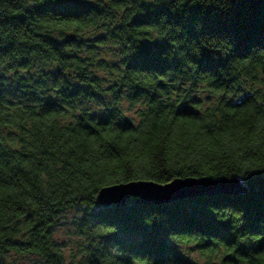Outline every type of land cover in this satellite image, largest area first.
Instances as JSON below:
<instances>
[{
  "label": "trees",
  "instance_id": "1",
  "mask_svg": "<svg viewBox=\"0 0 264 264\" xmlns=\"http://www.w3.org/2000/svg\"><path fill=\"white\" fill-rule=\"evenodd\" d=\"M191 177L249 192L97 204ZM25 256L264 264V0H0V264Z\"/></svg>",
  "mask_w": 264,
  "mask_h": 264
},
{
  "label": "water",
  "instance_id": "2",
  "mask_svg": "<svg viewBox=\"0 0 264 264\" xmlns=\"http://www.w3.org/2000/svg\"><path fill=\"white\" fill-rule=\"evenodd\" d=\"M248 192V186L239 178L191 177L167 184L140 180L104 187L97 196V204L121 208L136 199L137 203L156 206L203 196L245 195Z\"/></svg>",
  "mask_w": 264,
  "mask_h": 264
},
{
  "label": "rangeland",
  "instance_id": "3",
  "mask_svg": "<svg viewBox=\"0 0 264 264\" xmlns=\"http://www.w3.org/2000/svg\"><path fill=\"white\" fill-rule=\"evenodd\" d=\"M63 236H60L59 238L63 241H66L67 239L65 238V235ZM14 264H37V260L35 257L25 256V257L17 258Z\"/></svg>",
  "mask_w": 264,
  "mask_h": 264
}]
</instances>
